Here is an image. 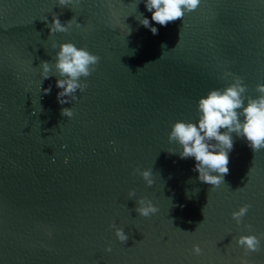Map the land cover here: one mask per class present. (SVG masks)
Masks as SVG:
<instances>
[{
  "label": "water",
  "instance_id": "95a60500",
  "mask_svg": "<svg viewBox=\"0 0 264 264\" xmlns=\"http://www.w3.org/2000/svg\"><path fill=\"white\" fill-rule=\"evenodd\" d=\"M53 14L81 27L49 35L42 19ZM67 42L100 61L61 105L55 69L42 80L39 65H54ZM233 77L245 97L259 95L264 0H201L166 26L144 0H0V264H239L235 241L249 234L260 250L246 258L264 264V149L233 133L229 172L213 188L168 139L172 123H195L198 99ZM134 170H149L153 184ZM141 197L158 211L139 216ZM245 204L237 225L231 213Z\"/></svg>",
  "mask_w": 264,
  "mask_h": 264
},
{
  "label": "clouds",
  "instance_id": "9594fccd",
  "mask_svg": "<svg viewBox=\"0 0 264 264\" xmlns=\"http://www.w3.org/2000/svg\"><path fill=\"white\" fill-rule=\"evenodd\" d=\"M71 2L72 0H57L60 6ZM200 3L201 0H144L145 9L151 13V20L160 26H166L178 19L182 20L185 13L194 11ZM42 20L48 27L49 35L67 32L73 25L76 28L81 27L74 17L64 23H61L56 14L52 15L50 23L47 17ZM139 23L153 35L158 34V29L150 25L148 18L141 15ZM52 47L56 48V44L53 43ZM99 61L100 57L90 53L85 47L77 48L70 42L61 43L55 53L54 65L50 67L48 61L40 62V75L42 80H46L51 76L52 69H55V76L58 77L55 86L60 89L57 92V101L63 105L76 100L77 91L85 90L87 84L81 77L90 76L96 70ZM227 75L230 73H225V76ZM50 90V87L43 89L45 94ZM246 90L242 78L233 77V81L223 89L209 90L205 96L198 99V119L195 123L177 120L171 124L168 139L179 145V157L193 158L196 162L193 170L198 173L197 179L213 188L218 187L229 172L228 154L233 148V133L237 137H243L254 153L264 149V84L256 85L259 95L255 98L245 97ZM61 115L70 118L73 112L71 108H62ZM134 171H138L147 186L153 184L152 173L149 170ZM128 196L129 198L135 196V192L130 190ZM136 204L135 211L141 217H149L158 211L151 200L143 197L137 199ZM250 207L245 204L231 213V218L237 225L241 223ZM109 227L115 229L114 235L120 243L127 241L128 236L123 229L115 227L114 224ZM245 227L250 228L249 225ZM235 243L243 249L239 264H249L246 258L248 254L260 250V238L257 235H240ZM105 252H111V247H106ZM192 253L201 255V247L193 244Z\"/></svg>",
  "mask_w": 264,
  "mask_h": 264
}]
</instances>
